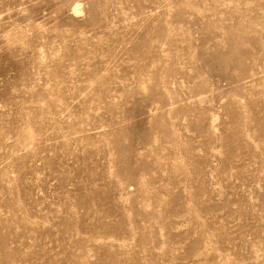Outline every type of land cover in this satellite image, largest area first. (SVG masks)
I'll use <instances>...</instances> for the list:
<instances>
[{
  "label": "rangeland",
  "instance_id": "obj_1",
  "mask_svg": "<svg viewBox=\"0 0 264 264\" xmlns=\"http://www.w3.org/2000/svg\"><path fill=\"white\" fill-rule=\"evenodd\" d=\"M0 264H264V0H0Z\"/></svg>",
  "mask_w": 264,
  "mask_h": 264
}]
</instances>
